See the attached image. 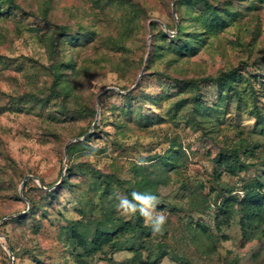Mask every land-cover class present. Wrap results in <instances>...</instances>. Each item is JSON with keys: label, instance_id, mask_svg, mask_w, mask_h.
<instances>
[{"label": "rangeland", "instance_id": "rangeland-1", "mask_svg": "<svg viewBox=\"0 0 264 264\" xmlns=\"http://www.w3.org/2000/svg\"><path fill=\"white\" fill-rule=\"evenodd\" d=\"M14 1L22 11L0 0V264H11L9 251L13 264H149V258L155 264H264V226L244 233L235 212L227 226L216 227L219 197L241 200L246 185L264 176L260 149L247 170L213 162L224 145L256 139L254 118L237 109L229 84L202 82L193 90L161 76L213 77L239 66L251 84L245 96L264 114V62L253 64L264 53V0H214L228 20L220 32L209 30L194 0L181 1L186 30L180 41L189 37L196 44L190 51L175 50L181 42L172 39L178 33L172 0ZM67 23L68 35L77 36L62 38L57 59L71 65L62 67L71 96L51 99L49 44L57 26ZM76 23L86 30L78 32ZM150 25L160 54L147 68ZM142 72L128 99L106 94L108 88L130 90ZM84 136L68 153V141ZM140 159L149 161L143 168L162 175L156 211L167 217L163 233L146 237L142 247L126 238L123 248L89 253L83 237H92L103 212L121 222L134 220L117 210L118 197L125 196L120 189L111 185L102 196V178L114 173L134 183L131 169ZM26 176L33 179L22 187ZM205 198L208 211L192 209ZM74 226L78 234L70 232Z\"/></svg>", "mask_w": 264, "mask_h": 264}, {"label": "trees", "instance_id": "trees-1", "mask_svg": "<svg viewBox=\"0 0 264 264\" xmlns=\"http://www.w3.org/2000/svg\"><path fill=\"white\" fill-rule=\"evenodd\" d=\"M7 4H9L10 8L13 10H21V7L17 5L14 0H5ZM184 0H176L175 1V10L177 13L178 21H179V30L175 37V40L181 42L180 45L176 46L175 50H182L190 51L192 48H195L196 44L189 41V37H187L186 41H180L182 36L184 35V31L186 30L185 22L186 19L182 18L179 15L178 8L180 2ZM189 3H192L193 0H185ZM163 3L168 4V1L162 0ZM195 4H199L200 9L206 14L205 21L208 24L209 30L211 32H220L225 29L228 25V20L223 17V11L225 12V7L223 5H219L218 2H214V0H194ZM193 4V3H192ZM44 17L46 20V15L50 10L49 2H47L44 6ZM192 16V15H190ZM192 20H195V17H191ZM207 19H210L209 21ZM197 20V19H196ZM130 22H123V25L129 24ZM202 23V22H201ZM56 24V23H55ZM204 24L202 23V26ZM78 30V32H83L86 30L85 27L81 26L80 24L74 25ZM154 25H150L148 27V34L151 38L150 43V51L149 56L147 58V68L152 61L154 56L160 54L157 53V49L154 43V33H153ZM204 28V27H202ZM206 28V27H205ZM70 30V25L63 24L60 25V28L52 34V38L49 44V63L50 66L48 67L49 75L52 78L51 82V99L63 96L66 98L71 96L67 83L68 81L64 79L62 70L64 68H70V64H62L60 60L57 58L59 57L60 46L62 44V38L66 41L73 40L77 35H68V31ZM90 34V32H89ZM87 36V35H86ZM199 37V35H197ZM119 40H123V35L119 37ZM204 39H202V42ZM75 42V40H74ZM77 42V41H76ZM171 43L173 41H170ZM116 43H118L116 41ZM244 44V43H243ZM245 46H249V44H244ZM123 48V47H122ZM251 51L250 49H248ZM196 51V49H195ZM193 55V54H192ZM257 62H264V53L258 55L253 64ZM64 67V68H62ZM73 68V67H72ZM165 79L169 81H176L181 83L185 88H190L193 90H198L199 84L202 82H210L212 84H229V92L232 93L233 97H235L237 102V109L241 110V107L248 112L255 120L256 130H252V134L256 135V139H253L249 136V138L243 139L239 138L236 142H230L228 145H224L221 147L219 154L213 160L216 164L217 168H221L222 166H233L235 169L238 170H247L250 168L254 163H249L251 159L254 158V154L256 153L257 149L264 151V114L260 112V110L256 107L254 103H249L247 97L245 96L246 86L251 87V84L243 79L242 73L240 72L239 66L231 67L225 70L220 71L216 76H201V77H185L184 79H178L174 76L168 75L167 73H162ZM240 80L241 86L236 87L233 84L235 81ZM124 87L119 88L118 90H124ZM250 90V89H249ZM108 93H114V91H108ZM130 93L125 94L122 96L123 99H128L130 97ZM231 95V96H232ZM36 99L38 97H35ZM72 98H77V96L72 95ZM47 100V99H45ZM193 100H196L193 97ZM83 103H86V98L81 100ZM197 102V101H195ZM197 110L198 107L196 108ZM96 110L92 108V114H95ZM87 131V130H85ZM85 131L78 134L81 136ZM241 134V132H239ZM88 140L84 141L83 144H86ZM171 147L175 146V141L170 142ZM79 147L78 145H69L67 148L68 153H71L74 149ZM264 155V154H262ZM153 160V159H152ZM162 163L167 164V160L162 158L160 160ZM264 162V161H261ZM258 163V164H261ZM264 164V163H262ZM132 174L134 175V183H129L120 180L115 176V174H107L102 178L104 180L106 187L104 189L101 188L102 196L108 193V188L111 185H114L116 188L120 189L122 193L131 200V193L133 191L140 192V193H151L156 195V189L159 184V180L162 178V175L156 168H143L141 166L133 165ZM68 177V175H67ZM103 182V183H104ZM28 184L31 181L27 182ZM66 185V179L64 180L63 186ZM27 186V185H26ZM36 190L39 191L38 188ZM244 190V196L241 200H239V196L233 195L228 196L224 199L220 198V203L217 205V215H216V227L220 230L222 227L227 226L229 220L232 216L237 212L240 216L239 225L244 233L256 230L257 228H261L264 226V176L258 177L254 180L253 183L246 185ZM196 191L194 190L192 194H195ZM24 196L27 197L29 200L30 198L24 192ZM195 208H192L195 211L200 213H204L209 210L210 201L205 198L202 201H196ZM101 221L96 223V228L94 229V233L92 237H83V245L88 246L89 253H96L102 251L104 246H109L110 248L120 249L124 247V240L129 238L132 244H138L140 247L139 242L143 241L146 237L152 236L153 232L150 227L144 224V218L137 212L133 215L134 220L131 222H121L114 218V215L109 212H103ZM84 229V228H83ZM192 229V226L189 225V230ZM79 227L74 226L70 229V232L74 234H78ZM191 232V231H190ZM157 258V257H156ZM159 258V256H158ZM149 264H155L157 260L155 258H149Z\"/></svg>", "mask_w": 264, "mask_h": 264}, {"label": "clouds", "instance_id": "clouds-1", "mask_svg": "<svg viewBox=\"0 0 264 264\" xmlns=\"http://www.w3.org/2000/svg\"><path fill=\"white\" fill-rule=\"evenodd\" d=\"M137 164L146 167L149 161L140 159L137 160ZM131 197L130 200L126 196H119L117 210L125 216H132L138 212L144 217L146 225L151 228L154 234H162L167 217L162 212L156 211V205L159 203L158 197L151 193L136 191L131 193Z\"/></svg>", "mask_w": 264, "mask_h": 264}, {"label": "water", "instance_id": "water-1", "mask_svg": "<svg viewBox=\"0 0 264 264\" xmlns=\"http://www.w3.org/2000/svg\"><path fill=\"white\" fill-rule=\"evenodd\" d=\"M175 1H176V0H172L171 11H172V16H173L174 21H175V29H176L175 32H177V31H178V22H177V17H176V12H175ZM171 35H174V33H172ZM148 45H149V47H150V35L148 36ZM149 51H150V49H148V52H147V55H146V59H145V61H144V66H145L146 63H147V58H148V56H149ZM143 69H144V67H143ZM143 69H142V70H143ZM142 75H143V72L139 75V77H138V79H137L135 85H134L130 90H128V91L121 92V91L118 90L117 88H108V89H106L105 91H106V92H107V91H114V92H116V93H118V94H124V95H125V94L129 93L132 89L136 88V87L139 85V82H140V80H141ZM98 100H99V96L97 97V104H98ZM98 119H99V110L97 109L96 119H95V121H94V123H93V125H92V129H94L96 123L98 122ZM86 136H87V135H86ZM86 136L82 137L81 139H73V140L68 141V143L66 144V147H67L68 145H70L73 141H79V142H80V141H83V140L86 138ZM64 153H65V158H66V150H64ZM64 169H65V167L63 168V170H64ZM29 179H33V178H32L31 176H26L21 186L23 187L24 184H25V182H26L27 180H29ZM36 180H37V179H36ZM62 180H63V176L61 177V181H62ZM37 181H38V180H37ZM38 185H39V187H40L41 189L47 190V189L44 188V186L42 185V183H41L40 181H38ZM23 214H24V213H23ZM11 218H13V217L11 216V217H8V218H6V219H11ZM4 220H5V219H4ZM9 258H10V260H11V264H13V263H12V262H13V257H12V254H11L10 251H9Z\"/></svg>", "mask_w": 264, "mask_h": 264}]
</instances>
